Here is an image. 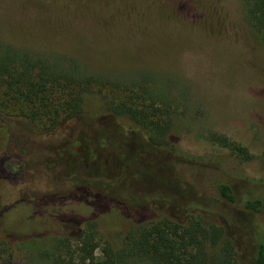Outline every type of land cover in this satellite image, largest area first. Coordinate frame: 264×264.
I'll use <instances>...</instances> for the list:
<instances>
[{"label":"rangeland","instance_id":"1","mask_svg":"<svg viewBox=\"0 0 264 264\" xmlns=\"http://www.w3.org/2000/svg\"><path fill=\"white\" fill-rule=\"evenodd\" d=\"M208 7L216 23L207 20ZM239 12L238 0H0L2 44L76 57L105 75L131 77L147 66L173 94L194 92L193 108L200 103L204 112L194 126L184 116L175 119L168 156L176 151L191 160L212 158L233 180L250 181L236 182L237 202L231 204L215 189L223 172L203 177L202 187L187 177L155 184L136 181L129 171L118 173L122 167L114 152L90 160V143L82 137L96 142L104 131L117 141L131 140L125 129L131 121L109 109L121 92L96 87L84 98L83 118L60 121L51 130L45 119L0 122V264H51L56 237L72 238L76 250L84 232H93L100 248L109 242L121 252L133 224L164 218L185 224L198 212L226 222L241 264L252 263L264 234V51ZM10 106L15 112H5L19 116V108ZM211 133L243 145L256 158L244 161L210 143L205 137ZM67 141L75 143L77 155L68 152ZM50 161L62 165L48 172ZM71 171L89 182L84 191L68 182ZM254 199L263 201L260 214L245 208Z\"/></svg>","mask_w":264,"mask_h":264},{"label":"trees","instance_id":"2","mask_svg":"<svg viewBox=\"0 0 264 264\" xmlns=\"http://www.w3.org/2000/svg\"><path fill=\"white\" fill-rule=\"evenodd\" d=\"M238 6L245 28L264 51V0H238ZM206 12L210 15L207 20L216 23L214 9L208 7ZM138 69L139 73L131 77L117 73L99 74L76 57L37 53L0 43V122L11 123L15 117L35 122L45 119L44 125L51 130L60 121L83 118L86 113L84 98L93 94L96 87L101 88V93L108 88L117 90L122 98H115L109 109L116 117L131 121L132 126L125 128L131 134V140L124 141L135 147L124 146V141L112 139L100 131L99 137L94 139L96 142H92L91 137H82L86 145L90 143L87 155L90 160L100 161L99 155L104 157L106 153L114 152L122 167L118 173L126 176V171H129L136 181L147 180L155 184L166 179L184 181L187 177L194 180L196 186L202 187L203 177L215 174V170L223 172L225 177L215 183L216 192L224 201L235 204L238 192L236 182L240 179L245 185L250 181L237 177L233 180L231 173L224 171L212 158L191 160L176 151H170L172 155L168 156L167 137L173 131L175 119L184 116L191 120L193 126L200 121L204 111L199 101V105L193 108L194 101L197 102L196 94L192 91L188 96L182 92L173 94L154 76L152 68L142 66ZM10 105L19 108V116L6 113L9 110L15 112L14 108H9ZM88 122L94 126L93 120ZM205 138L212 144L231 150L244 161L256 158L248 148L226 136L211 133ZM66 145L68 152L75 154L72 150L75 143L67 141ZM56 165L59 167L62 163L59 165L50 161L46 169L51 172ZM99 166V169L105 168L102 164ZM111 173L104 172L102 175ZM67 174L68 182L76 183L74 185L81 192L85 185H90L87 180L79 178L76 171ZM56 178H61V175ZM98 183L104 185V182ZM245 208L260 214L263 201L248 200ZM71 241L68 236L55 238L58 247L51 253V264H241L237 240L229 225L204 212L195 213L185 224L166 218L133 224L121 252H117L109 242L100 248L93 232L82 234L76 250L70 247ZM64 250L65 256L61 253ZM98 250L101 257L96 255ZM251 264H264V234L259 237Z\"/></svg>","mask_w":264,"mask_h":264}]
</instances>
